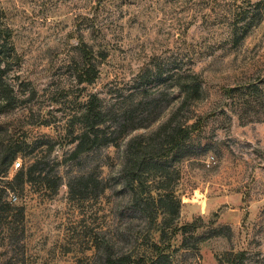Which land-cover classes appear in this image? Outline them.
Segmentation results:
<instances>
[{"label": "rangeland", "instance_id": "1", "mask_svg": "<svg viewBox=\"0 0 264 264\" xmlns=\"http://www.w3.org/2000/svg\"><path fill=\"white\" fill-rule=\"evenodd\" d=\"M0 6L23 57L22 76L37 91L0 121L26 137L28 150L51 151L47 184L16 181L8 189L12 203L26 207V234L14 244L3 239L10 229L0 230V264L11 257L17 264H92L101 236L117 230L119 238L139 236L129 246L135 251L158 239V226L127 205L126 188L114 179L117 148L70 156L72 131L80 127L73 115L96 94L107 108L155 120L133 135L151 131L179 103L180 70L199 73L204 93L179 114L191 117L192 139L168 156L181 216L162 243L179 250L180 264H264V0H0ZM90 47L100 74L92 84L79 83L78 62ZM151 98L155 106L142 110ZM34 159L21 154L14 163L28 167ZM100 167L110 185L104 194L80 179ZM18 171L11 168L0 185ZM190 223L205 236L198 251L195 231L180 249L183 234L175 229Z\"/></svg>", "mask_w": 264, "mask_h": 264}, {"label": "trees", "instance_id": "2", "mask_svg": "<svg viewBox=\"0 0 264 264\" xmlns=\"http://www.w3.org/2000/svg\"><path fill=\"white\" fill-rule=\"evenodd\" d=\"M4 14V9L0 6V117L26 107L37 94L31 81L22 76L23 57L18 50L14 30L4 19ZM248 26L247 23L244 27ZM92 51L91 47L90 51H84L81 62H78L79 83L92 84L99 77L100 68L93 62ZM176 77V88L180 93L179 103L175 111L151 131L133 135V131L149 128L155 120L145 123L144 117L136 119L131 116L132 111L127 107L107 108L96 94L91 95L84 102L83 108L73 115L75 124L80 127L72 131L75 147L70 156L79 159L101 148H117L119 161L113 173L114 179L119 186L126 188L127 205L150 219L151 224H156L159 232L158 239H152L149 248L143 251H135L136 246L129 247L138 241L139 236L133 238V234H130L128 237L119 238L117 235L123 232L121 230L111 236L104 234L95 245L96 258L92 264H180L176 262L175 256L179 250H172L170 244H163L167 240L168 229L175 228L181 216V202L175 194V186L171 185L172 172L168 169L167 162L170 154H181L188 147L192 139L193 124L190 123V116L179 117V114L188 110L192 103L202 100L204 90L203 78L195 71L180 70ZM156 102L155 98L148 102L145 100L141 104L146 108L142 110L148 109L147 106H155ZM36 122L49 124L45 119H37ZM29 145L26 137L24 139L16 136L10 125L0 121V177H8L19 155L35 158L28 167L22 166L18 169L9 185H0V230L4 232V229H10L3 239L8 238L14 244L25 238L26 207L12 203L8 189L16 181L19 186L24 187L27 181L40 180L47 184L49 180L44 173V166L51 151L35 153L36 147L28 150ZM80 179L86 185L94 182L99 194H104L110 187L102 167L96 176L88 172ZM67 185L71 193L76 192L73 183ZM159 218L161 220L158 222ZM198 228L197 224L190 223L175 229L183 234L180 249L186 248L187 235L195 231L192 233L195 239L194 248L199 250L198 244L205 236L196 234ZM4 264L17 263L11 257Z\"/></svg>", "mask_w": 264, "mask_h": 264}, {"label": "built area", "instance_id": "3", "mask_svg": "<svg viewBox=\"0 0 264 264\" xmlns=\"http://www.w3.org/2000/svg\"><path fill=\"white\" fill-rule=\"evenodd\" d=\"M21 167V162L19 161V162H16V163H14V166H13V168L14 169H19ZM13 199L14 200H16V197L15 196H13Z\"/></svg>", "mask_w": 264, "mask_h": 264}]
</instances>
